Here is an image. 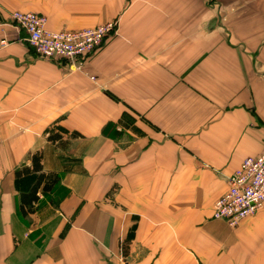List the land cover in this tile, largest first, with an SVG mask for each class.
<instances>
[{
  "label": "crops",
  "instance_id": "1",
  "mask_svg": "<svg viewBox=\"0 0 264 264\" xmlns=\"http://www.w3.org/2000/svg\"><path fill=\"white\" fill-rule=\"evenodd\" d=\"M204 1L0 0V264H121L127 238L123 264H264V209L212 217L264 147V0ZM14 10L52 30L119 16L122 36L79 71L39 57ZM36 150L61 179L23 217L14 171Z\"/></svg>",
  "mask_w": 264,
  "mask_h": 264
},
{
  "label": "built area",
  "instance_id": "2",
  "mask_svg": "<svg viewBox=\"0 0 264 264\" xmlns=\"http://www.w3.org/2000/svg\"><path fill=\"white\" fill-rule=\"evenodd\" d=\"M12 20L26 33V40L42 58L81 69V61L112 31L113 23L74 30H50L46 18L33 11H13ZM7 45L0 39V47ZM264 209V147L244 158L227 177L225 191L215 200L212 217L235 227Z\"/></svg>",
  "mask_w": 264,
  "mask_h": 264
},
{
  "label": "trees",
  "instance_id": "3",
  "mask_svg": "<svg viewBox=\"0 0 264 264\" xmlns=\"http://www.w3.org/2000/svg\"><path fill=\"white\" fill-rule=\"evenodd\" d=\"M65 129L57 127V130L49 131L47 139L51 142H58L64 146L67 141L62 139ZM72 138L81 136L80 133L73 131L70 133ZM60 174L56 171H44L42 166V152L36 150L29 155V163L17 167L14 171L15 186L19 190V212L25 217L35 212L40 195L51 196L58 188ZM129 238L121 242L123 256L128 252Z\"/></svg>",
  "mask_w": 264,
  "mask_h": 264
},
{
  "label": "rangeland",
  "instance_id": "4",
  "mask_svg": "<svg viewBox=\"0 0 264 264\" xmlns=\"http://www.w3.org/2000/svg\"><path fill=\"white\" fill-rule=\"evenodd\" d=\"M205 2V4H207L208 6H211V8H213V10L215 9V0H205L204 1ZM14 11H17V10H14ZM18 11H21V10H18ZM13 12V11H12ZM12 12H10V17H11V13ZM37 13H39V12H37ZM40 14H42V13H40ZM45 18H46V16L44 15V14H42ZM120 17L119 16H116V17H114L113 19H111V20H109V21H107V22H111V23H113V27H112V31H110V33H108V35L107 36H105L104 37V39H103V41L101 42V44L92 52V53H90L88 56H86V58H89V56H91V55H93V53L97 50H99L100 49V47L101 46H103L106 42H108V41H111V40H113V39H115V38H117V37H121L122 35V33H120V19H119ZM12 19V18H11ZM200 20V19H199ZM104 23H106V22H104ZM193 23H195V22H193ZM16 24V23H15ZM101 24H103V23H101ZM97 25H99V24H97ZM199 25H200V23H199ZM16 26L18 27V25L16 24ZM46 26H47V18H46ZM94 26H96V25H94ZM94 26H87V27H83V28H88V27H94ZM20 29H22L21 27H19ZM48 28V27H47ZM81 29V28H80ZM23 30V29H22ZM50 30H52V29H50ZM59 30H74V29H59ZM59 30H54V31H59ZM195 30V29H194ZM193 30V31H194ZM25 32V31H24ZM193 33H195V32H193ZM197 33H199V27H197ZM32 47V46H31ZM33 48V47H32ZM34 49V48H33ZM37 54V53H36ZM38 55V54H37ZM39 56V55H38ZM40 57V56H39ZM42 58V57H41ZM86 58L85 59H83L82 61H81V64H83V62L86 60ZM63 64H66L67 65V63H64L63 62ZM81 69H79V71H80ZM90 77V79H92V80H95L94 79V77L93 76H89ZM248 157V156H247ZM246 158V157H245ZM226 183H227V179H226ZM218 198V197H217ZM216 198V199H217ZM215 199V200H216ZM215 200L213 201V204H212V213H213V205H214V202H215ZM121 223L123 224V213L121 214ZM123 240H121L120 242H119V249L121 250V253H122V249H121V242H122ZM112 252V251H111ZM120 253V251L119 252H117V254L115 255L114 254V252H112V254L110 253V257L112 258L111 260L112 261H114V260H117L118 259V262H120L121 264H123V254H122V256L119 254ZM112 263H114V262H112Z\"/></svg>",
  "mask_w": 264,
  "mask_h": 264
}]
</instances>
